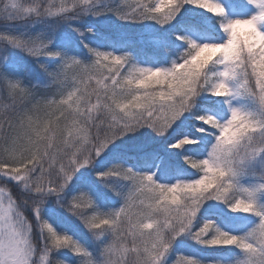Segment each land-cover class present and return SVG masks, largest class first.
Listing matches in <instances>:
<instances>
[{
	"label": "snow or ice",
	"instance_id": "obj_1",
	"mask_svg": "<svg viewBox=\"0 0 264 264\" xmlns=\"http://www.w3.org/2000/svg\"><path fill=\"white\" fill-rule=\"evenodd\" d=\"M0 264H264V0H0Z\"/></svg>",
	"mask_w": 264,
	"mask_h": 264
}]
</instances>
